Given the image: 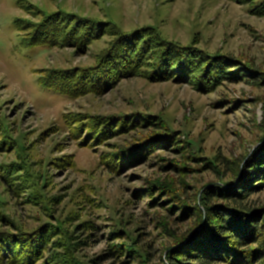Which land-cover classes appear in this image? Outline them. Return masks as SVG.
<instances>
[{"label":"rangeland","instance_id":"rangeland-1","mask_svg":"<svg viewBox=\"0 0 264 264\" xmlns=\"http://www.w3.org/2000/svg\"><path fill=\"white\" fill-rule=\"evenodd\" d=\"M261 171L264 0H0V264H264Z\"/></svg>","mask_w":264,"mask_h":264},{"label":"trees","instance_id":"trees-1","mask_svg":"<svg viewBox=\"0 0 264 264\" xmlns=\"http://www.w3.org/2000/svg\"><path fill=\"white\" fill-rule=\"evenodd\" d=\"M65 29H69L68 27L66 28L65 26L64 27H60V25L58 26V22L53 19V18H49L47 19L44 24H41L39 26H36L35 27V32H34V38L28 43V45H40V44H53L56 40V39H59V38H62L61 36L63 34L67 35V33H65ZM90 28H88L86 30V32L89 30ZM96 29H94L93 31H95ZM76 33V32H75ZM70 34V33H69ZM64 37V36H63ZM65 39L69 40L70 39V36L67 35L64 37ZM75 39V38H74ZM127 42H123L122 45L120 46V48H124V52H125V49H126V46H127ZM137 46V45H135ZM119 48V49H120ZM170 51V50H169ZM167 51L165 53V56H169L170 53H172L173 51ZM127 56L125 55H122L121 57H123L122 59H125V61L128 63L127 66H129V68L131 69V71H136V66L139 65V61L138 59L140 58L139 55H138V58H132L133 56H130V54H127ZM183 61V60H181ZM136 69V70H134ZM129 71V70H128ZM126 71V73L128 72ZM168 76V75H167ZM45 86L47 87H51V88H55V89H59L57 87V85H54V84H48V83H45ZM264 171H261L260 175L263 174ZM250 177H252V175H250ZM247 188L248 186H243L239 189H237L235 192H232V193H224L222 194L221 196H224L226 198H230V200L232 201H237L236 198L240 197V196H246L247 194H242V192H248L247 191ZM208 199V198H206ZM220 217V222L223 224L222 226L219 227V235H225L227 236V242L224 241V243H222V245H227V246H234V245H242L241 243V237L240 235L238 234H235V231L233 229V225H231V222H230V215L228 217L227 213L225 211H221V216ZM211 245L213 244L214 245V241H211ZM218 245V244H217ZM215 245V246H217ZM225 248V247H223ZM213 249L215 250L216 248L213 247ZM219 250V248H217ZM221 250H224L221 248ZM210 256V255H209ZM207 259V258H206ZM205 258H201V257H196V261L198 262V264H213V263H210V261H207ZM175 260V263L174 264H179V262L177 261V259H174ZM190 261V259L188 260Z\"/></svg>","mask_w":264,"mask_h":264}]
</instances>
